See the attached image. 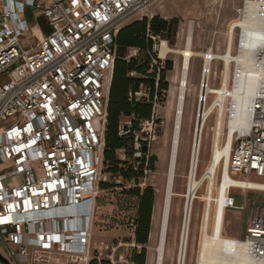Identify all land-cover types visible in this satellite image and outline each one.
Instances as JSON below:
<instances>
[{"label": "built area", "instance_id": "built-area-1", "mask_svg": "<svg viewBox=\"0 0 264 264\" xmlns=\"http://www.w3.org/2000/svg\"><path fill=\"white\" fill-rule=\"evenodd\" d=\"M158 1L0 0V75H6L0 82V254L7 261L0 258V264H48L53 255L65 264H89L93 258L124 264L117 250L125 244L102 241L93 252L90 230L102 191L155 187L152 143L164 123L158 107L169 90L161 87L164 39L149 28L152 47L131 48L126 58L145 69L130 71L145 80L129 98L150 106L151 114H131L118 127V135L128 141L117 150L118 158L129 162L137 178L106 171L104 152L117 35L136 20L150 19L147 11ZM27 6L46 23L30 25L24 17ZM236 11L225 49L232 47L229 86L234 89L249 78L257 86L250 107L242 111V117L248 113L247 124L238 122L239 101L206 112L211 96L218 95L209 88L217 76L216 63L222 64L221 73L226 65L222 53L206 51L202 59L209 66L201 69L195 132L201 120L204 134L214 117L212 153L229 135L231 150L226 166L221 157L216 173L201 187L206 193L207 184L214 187V177L216 185L222 182L226 170L234 180L214 193L207 209L204 201L199 236L213 238L225 255L244 251L249 264H264V199L249 200L250 191L264 192V0H243ZM223 85L222 76L218 86ZM100 117L101 129L95 124ZM234 188L243 191L240 205ZM216 203H222L217 213ZM228 210L241 213L244 231L237 235L227 231ZM201 258L202 251L197 264Z\"/></svg>", "mask_w": 264, "mask_h": 264}, {"label": "rangeland", "instance_id": "rangeland-1", "mask_svg": "<svg viewBox=\"0 0 264 264\" xmlns=\"http://www.w3.org/2000/svg\"><path fill=\"white\" fill-rule=\"evenodd\" d=\"M242 1L243 0H159L147 11V14L151 17L158 15L172 23L175 29L170 38V42L168 41L170 48L175 50L184 48L191 30L193 36L192 48L195 51L206 52L207 50H213L214 52L223 54L227 46L228 23L236 16V9ZM24 17L30 25L39 24L41 26L46 23L40 13L28 6L25 8ZM162 39L166 40L165 38ZM128 53H130V48H127L124 54L126 55ZM164 60H171L173 62V69L167 72L166 79L169 83V92L162 97L161 104L158 107V112L162 116L164 123L159 125L156 129V134L152 143V153L155 158V167L157 169V174L153 179L155 183L154 206H156L155 217L154 219L152 218L149 241L147 244L146 264L155 263V246L158 242V234L162 219L165 197L164 187L168 177V161L175 124L174 115L178 103L179 82L177 81V77L180 76V72L182 71V56L179 53L170 52ZM202 66L203 59L201 56L192 60L185 103L177 176L174 185V191L178 193V196H174L172 201V214L168 233V251L165 264H177L178 242L185 202V198L182 195L187 191L186 175L189 169L190 151L194 138L193 134L195 133V117L198 106ZM216 69L217 76L215 75L212 78L214 84V86H212L213 88L219 87L222 70V64L220 62L216 63ZM5 79L6 75H0V82ZM211 97L213 98V96ZM102 120L103 117L95 120L97 128H102ZM213 123L214 117L207 122L204 130L199 165L200 175L207 167L211 158V144L214 134L210 130V127ZM127 163L130 165L129 162ZM131 189H136V187L102 191L97 200L95 223H91L90 230L93 252L96 251L102 241L109 244H118L122 241L125 245L119 247L117 250V257L121 256L124 264H129L127 262L130 260L135 248H141V245L137 244L135 241L134 225L130 224L133 222L132 219L135 217L139 203V197ZM204 192L205 185L201 187L198 194L202 196ZM242 193L243 191L238 188L232 190V194L235 196L238 205L242 204L244 201ZM253 198L264 199V192L250 191L249 200ZM203 206L204 201L200 199L195 200L186 264H197V256L202 241L200 240L199 229ZM240 217V212L228 210L227 231L230 235H237L241 231H244V224H242ZM132 242L136 244L131 245ZM48 264H65V261L61 256L53 255Z\"/></svg>", "mask_w": 264, "mask_h": 264}, {"label": "bare ground", "instance_id": "bare-ground-1", "mask_svg": "<svg viewBox=\"0 0 264 264\" xmlns=\"http://www.w3.org/2000/svg\"><path fill=\"white\" fill-rule=\"evenodd\" d=\"M228 41V39H227ZM193 36L190 30L188 37H187V44L184 48L175 50L170 48L168 43L163 40L162 48L160 51L161 57H166L170 52H177L182 56V71L180 72V76L177 77V81L179 82V94H178V103L175 110V124H174V132L172 136V144H171V152L169 157L168 163V172H167V179L164 187V203H163V210H162V219L161 225L159 229V236L158 242L155 246L156 257L154 264H165V260L167 257L168 251V233L170 228V221H171V214H172V201L174 196H178V193L174 191L175 179L177 176V166L179 160V153H180V145H181V138H182V129H183V119H184V112H185V103L188 91V84H189V74L191 69L192 60L198 56L202 58L205 56L206 52H197L192 48ZM232 42V40H231ZM232 47L228 51H224L222 54L223 57L226 59L225 68L221 73V77L224 78V85L219 87H212L209 88L213 92H217L218 95L213 97L214 99L205 109L209 108L211 111L215 106H219L220 108L224 109L227 100H232V102H240V112L238 117V122L241 124H247L248 122V113L246 116L242 117L243 109L247 110L250 107V104L253 101L257 83L253 78H249L244 80L243 83L239 84L236 88H231L229 86V81L231 75V65L229 64L230 59V51ZM203 66L207 69L209 66V60L203 61ZM202 73V70H201ZM202 76V75H201ZM205 78L207 74L203 75ZM202 109V105H201ZM239 109V108H238ZM224 122L222 121L221 124ZM205 126V124H204ZM201 120L199 121L197 131L193 134V144L191 146L190 151V161H189V169L186 175L187 183L186 189L187 191L182 196L185 198L184 207H183V219L180 227V235H179V242H178V252H177V264H186L188 250H189V242H190V233H191V225H192V218H193V210H194V203L196 199H200L205 201V209H207L206 202H209L211 198L214 196L216 192L217 195L220 192H223L228 184L232 182L234 179H231L230 176L227 175V170L225 167V173L223 177V181L219 182L217 185L215 183L216 177H214V187L210 188L209 183L207 184V192L204 193L202 196L198 194L201 185L204 183V180L207 176L212 177L214 171L218 167V163L220 158H225V166L229 159V154L231 150V135H229L226 142L223 144L222 147H213V153L209 160V163L203 173L199 174V165L201 160V152H202V145H203V129H201ZM217 141V134L214 137V143ZM200 175V176H199ZM239 184H246L242 181H237ZM222 183V184H221ZM260 184V183H258ZM260 186V185H259ZM216 207L215 212H220L222 209V203H216L214 208ZM212 205L210 204L209 212H211ZM204 221V220H203ZM200 243V250L198 255V261L200 260V251H202V258L200 264H249L248 257L246 253L243 251L241 254H235L234 256L225 255L219 244L211 237H204L201 239Z\"/></svg>", "mask_w": 264, "mask_h": 264}, {"label": "trees", "instance_id": "trees-1", "mask_svg": "<svg viewBox=\"0 0 264 264\" xmlns=\"http://www.w3.org/2000/svg\"><path fill=\"white\" fill-rule=\"evenodd\" d=\"M161 38L170 42L174 33V26L168 20L155 15L148 19L144 17L136 20L123 29L117 35V57L115 59L113 78L110 86L108 116L105 129L106 147L104 152L105 170L113 173H121L127 179L137 178L138 173L134 172L127 161L119 159L117 150L128 144V141L118 135L120 121L131 114L139 115L142 118H148L151 114V107L146 104H133L129 98L130 91L138 90L140 83L145 79L133 77L130 71L137 68L138 71H144V67L138 65L133 60L127 61V55L124 54L127 48H140L144 51L152 47V42L147 38V29ZM173 69L171 60L165 61V68L161 72V87L168 89L167 72ZM147 81V80H146ZM155 158L153 157V160ZM104 188H110L108 184ZM139 197L138 207L136 209L134 222L135 241L141 245V248H135L130 257V264H146L147 244L151 222L154 211V189L147 187L144 191L139 188L131 189ZM99 198V197H98ZM98 200V199H97ZM89 264H113L109 259L98 260L93 258Z\"/></svg>", "mask_w": 264, "mask_h": 264}, {"label": "water", "instance_id": "water-1", "mask_svg": "<svg viewBox=\"0 0 264 264\" xmlns=\"http://www.w3.org/2000/svg\"><path fill=\"white\" fill-rule=\"evenodd\" d=\"M0 258L2 259V260H4L6 263H7V261L2 257V255L0 254Z\"/></svg>", "mask_w": 264, "mask_h": 264}, {"label": "crops", "instance_id": "crops-1", "mask_svg": "<svg viewBox=\"0 0 264 264\" xmlns=\"http://www.w3.org/2000/svg\"><path fill=\"white\" fill-rule=\"evenodd\" d=\"M155 206H156V205H155ZM155 206H154V212H153V213H154V214H153V219H154V217H155Z\"/></svg>", "mask_w": 264, "mask_h": 264}]
</instances>
